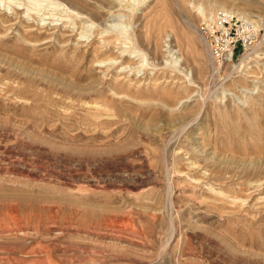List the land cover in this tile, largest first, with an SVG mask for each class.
Returning a JSON list of instances; mask_svg holds the SVG:
<instances>
[{"label":"rangeland","instance_id":"374dc122","mask_svg":"<svg viewBox=\"0 0 264 264\" xmlns=\"http://www.w3.org/2000/svg\"><path fill=\"white\" fill-rule=\"evenodd\" d=\"M47 1L0 0V264H264V0Z\"/></svg>","mask_w":264,"mask_h":264},{"label":"built area","instance_id":"2783aa9c","mask_svg":"<svg viewBox=\"0 0 264 264\" xmlns=\"http://www.w3.org/2000/svg\"><path fill=\"white\" fill-rule=\"evenodd\" d=\"M208 21H212L210 27L206 26L202 30L207 32V42L212 57L215 60L232 61L237 47V38L231 35L232 24L235 21L231 13L218 9L212 13Z\"/></svg>","mask_w":264,"mask_h":264},{"label":"bare ground","instance_id":"6f19581e","mask_svg":"<svg viewBox=\"0 0 264 264\" xmlns=\"http://www.w3.org/2000/svg\"><path fill=\"white\" fill-rule=\"evenodd\" d=\"M44 1H47V0H8L7 3H8V7L10 9H12V11H11L12 14H19V13H22V11H23L27 15L32 16L34 18H39L42 15H46L45 13H47L48 15L52 14L53 16L56 15L57 13H59V15H60L61 13H63L62 11H64V9L66 11L68 10V12L70 11L69 7L65 4H63L62 2L59 3L58 1L57 2L47 1L46 4L44 5L42 3ZM61 5H63V7L59 8ZM48 7L50 9H47ZM42 10H43V12H41V15H40L39 13ZM73 14H74L73 17H76V20H77V17L80 18V21L83 20L80 16H78V13H73ZM37 16H39V17H37ZM46 18H50V17L49 16L48 17H41V19H46ZM9 19H10V17L8 16V20ZM21 20L24 21L23 19H21ZM38 20H40V18ZM55 20H59L58 17ZM0 21H2V20H0ZM76 23H78V20L76 21ZM26 25L31 26L32 24L26 22ZM72 30H74V29H72ZM25 33H26V35H29V36L30 35L35 36L36 34H37V37L43 36L42 33H38V32L37 33L25 32Z\"/></svg>","mask_w":264,"mask_h":264}]
</instances>
